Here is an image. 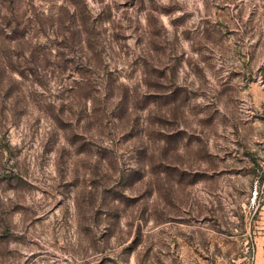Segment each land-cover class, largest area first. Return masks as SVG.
<instances>
[{"label":"rangeland","instance_id":"rangeland-1","mask_svg":"<svg viewBox=\"0 0 264 264\" xmlns=\"http://www.w3.org/2000/svg\"><path fill=\"white\" fill-rule=\"evenodd\" d=\"M0 264H264V0H0Z\"/></svg>","mask_w":264,"mask_h":264},{"label":"trees","instance_id":"trees-1","mask_svg":"<svg viewBox=\"0 0 264 264\" xmlns=\"http://www.w3.org/2000/svg\"><path fill=\"white\" fill-rule=\"evenodd\" d=\"M256 188V187H255ZM258 197V192L257 191H255V198H257Z\"/></svg>","mask_w":264,"mask_h":264},{"label":"built area","instance_id":"built-area-1","mask_svg":"<svg viewBox=\"0 0 264 264\" xmlns=\"http://www.w3.org/2000/svg\"><path fill=\"white\" fill-rule=\"evenodd\" d=\"M254 189H255V187H254ZM254 194H255V190H254Z\"/></svg>","mask_w":264,"mask_h":264}]
</instances>
